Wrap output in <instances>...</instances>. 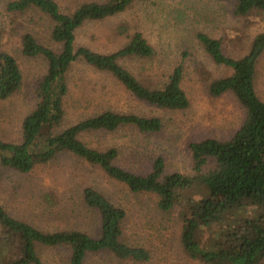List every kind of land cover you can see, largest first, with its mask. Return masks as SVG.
<instances>
[{
	"label": "trees",
	"instance_id": "trees-1",
	"mask_svg": "<svg viewBox=\"0 0 264 264\" xmlns=\"http://www.w3.org/2000/svg\"><path fill=\"white\" fill-rule=\"evenodd\" d=\"M136 1H87L70 13L61 12L57 0H11L5 4L7 13L25 17L29 26L37 25V15L46 21L51 45L41 44L31 32L21 35V55L41 58L45 72L35 84L37 104L21 123L19 142L0 140V168L29 173L37 165L50 163L58 154L69 153L98 168L105 177L131 193L155 195L157 207L163 213L179 205L181 245L191 259L202 264H260L264 259V102L256 94L254 80L256 63L264 52V32L253 38L247 52L238 59L222 52L220 40L197 34L199 45L211 60L231 71L210 84L209 95L214 98L232 95L243 109L244 119L226 140L204 139L187 145L192 175L165 174L161 157L153 160L146 174H135L115 164L116 148L99 151L80 140L83 134L115 132L121 127L155 135L163 130L158 117L105 111L59 131L69 91L67 73L76 62L109 74L133 99L146 106L167 111L189 107L181 88V65L172 70L162 86L149 88L119 64L120 59L153 56L152 47L141 33L135 32L122 49L111 54H99L76 44L75 34L86 23L123 13ZM254 12L264 14V0H234L235 17L244 18ZM127 32L125 27L119 29L120 34ZM22 81L14 56L0 51V101L19 92ZM209 164L213 167H208ZM192 186L203 187L207 196L196 203L185 199L183 192ZM81 196L85 207L98 216L99 230L95 236L79 230L42 232L10 217L0 206V253L8 257L18 239L23 254L21 258L8 260L0 257V264H44L38 248L66 250L68 264H85L88 256L101 254L118 261L149 260L144 248L131 247L122 241L126 216L122 208L114 206L92 187L84 188ZM210 231L213 237L201 245L200 235Z\"/></svg>",
	"mask_w": 264,
	"mask_h": 264
},
{
	"label": "rangeland",
	"instance_id": "rangeland-1",
	"mask_svg": "<svg viewBox=\"0 0 264 264\" xmlns=\"http://www.w3.org/2000/svg\"><path fill=\"white\" fill-rule=\"evenodd\" d=\"M8 1L11 0H0V51L14 56L23 81L19 92L0 101V140L17 143L23 119L37 104L35 84L45 72V62L41 58L21 55V35L31 32L41 44L51 43L47 38L46 21L37 15V25L29 26L25 17L6 12ZM87 1L107 0H57V4L61 12L70 13L78 4ZM233 3L234 0H138L123 13L86 23L75 34L76 44L99 54L122 49L135 32L143 35L154 51L153 56L120 59L119 64L144 86L159 88L172 70L181 65V88L189 100V107L183 111H167L146 106L133 99L109 74L76 62L67 73L69 91L59 131L105 111L158 117L163 122V130L155 135L121 127L115 132L83 134L80 140L99 151L116 148L115 164L135 174H146L153 160L161 157L165 174L192 175L187 145L204 139L226 140L244 119V111L232 95L217 98L209 95L210 84L231 71L216 65L196 39L198 33L206 34L221 41L226 56L242 57L253 38L264 32V14L254 12L237 18L232 14ZM121 27L128 32L120 34ZM254 84L258 98L264 102V52L256 63ZM86 187L96 189L125 211L122 241L131 247L144 248L150 258L137 263L101 254L88 256L85 264H202L191 259L181 245L179 205L163 213L157 207L155 195L131 193L125 186L105 177L98 168L69 153H60L50 163L37 165L29 173L0 168V206L10 217L42 232L79 230L93 236L97 234L98 216L82 201L81 194ZM207 194L199 186L183 192L184 198L192 203ZM208 233L200 235L201 245L213 237L212 231ZM21 249V241L17 239L8 257L5 253H0V257L5 260L21 258ZM37 251L44 264H68L66 250L38 248ZM260 264H264V259Z\"/></svg>",
	"mask_w": 264,
	"mask_h": 264
}]
</instances>
